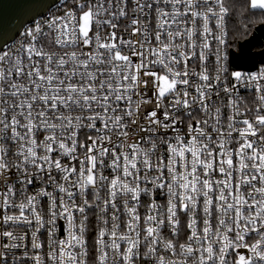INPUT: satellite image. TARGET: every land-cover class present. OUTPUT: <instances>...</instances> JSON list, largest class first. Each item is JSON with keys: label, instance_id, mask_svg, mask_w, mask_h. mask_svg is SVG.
I'll return each instance as SVG.
<instances>
[{"label": "snow or ice", "instance_id": "snow-or-ice-1", "mask_svg": "<svg viewBox=\"0 0 264 264\" xmlns=\"http://www.w3.org/2000/svg\"><path fill=\"white\" fill-rule=\"evenodd\" d=\"M132 4L129 17V0H72L63 15L48 21V32L37 25L16 49H0V176L15 168L21 185L37 177L55 185L53 192L41 187L24 195L19 204L9 185L0 193L3 223L34 226L33 250L44 247L40 236L47 225L52 264H87V212L93 208L103 224L94 242L97 264H137L142 257H154L156 264H264V69L247 77L232 73L255 89V110L241 111L236 86L221 80L226 69L208 70L209 41L225 44L224 0ZM250 7L264 10V0H250ZM150 13L157 20L154 37L141 19ZM121 18L130 19L124 32L134 39L120 34ZM212 19L221 35L210 27ZM216 56L218 64L225 58L219 47ZM225 96L227 104L213 99ZM185 118L187 139L177 130ZM234 132L238 147H230ZM159 145L167 149L157 155ZM105 167L116 173L110 180ZM217 172L222 178L213 179ZM102 187L108 194L103 206ZM158 192L166 207L156 202ZM142 195L151 200L143 217ZM118 197L127 216L123 230ZM11 208L19 215L7 214ZM180 213L188 217L190 234L177 246L161 230L177 235ZM57 220L67 224L62 238ZM0 236L10 241L0 252L7 264L6 250L20 247L16 241L25 237L13 231ZM158 245L172 258L158 255ZM32 259L44 264L39 252Z\"/></svg>", "mask_w": 264, "mask_h": 264}, {"label": "built area", "instance_id": "built-area-1", "mask_svg": "<svg viewBox=\"0 0 264 264\" xmlns=\"http://www.w3.org/2000/svg\"><path fill=\"white\" fill-rule=\"evenodd\" d=\"M71 3H72V0H58L55 4L50 6L45 13H43L42 15H38L32 20L24 23V25L19 30L18 34L14 38H12L10 41L5 43L1 49L3 50H8L10 48L16 49L17 47H19L21 43L26 41L27 37L25 36V33L30 31L37 25H40L41 27L44 28L45 32H48V29L46 27L48 21L52 19L53 17L63 15L64 11L66 10V7L71 6ZM132 7H133L132 0H129V7H128L129 17L133 16ZM227 16L225 17V21H224V25L222 29L225 44L218 45L216 40L209 41L210 49L208 50V70L210 73L214 75L215 69L217 67L222 66L223 69H226V71L222 72L221 74V80L226 82L230 88L233 85L236 86V88L233 91V96L234 98L238 100L241 111H243L245 107L251 108L254 111L256 104H257V100L255 98V89L249 86L247 80H242L240 82H237L235 78L232 76V73L239 72L241 73L242 77H247L251 74L258 73L261 69H264V63H258L257 67L253 70L232 69L230 67L229 58H230V53L232 51V47L229 43V37H228ZM141 19L144 23L148 24L153 29V37H154L155 25L157 23L155 14L150 13L147 20H145L144 17H141ZM118 23L120 24V29H119L120 34H123L125 38L134 39V37H129L128 34L124 32V27L126 24L130 23V19L121 18L118 21ZM210 27L213 29L214 34L221 35V30L216 28L215 19H212L210 21ZM177 42L179 43L180 41H177ZM45 43L47 44V37H45ZM262 46L264 47V43ZM217 47L220 48L221 57H225L219 62V64L217 63V56H216ZM49 50L59 51V49L56 48L54 45H49ZM197 70L199 71V68H197ZM191 91H194V90H191ZM213 99L217 101L218 105L227 104L226 96L223 98V100L217 97H213ZM223 111L227 112V109H223ZM198 118H202V114H200V117ZM188 123L189 121L185 118L182 124L177 125V130L179 134L185 137V139H187ZM192 123L194 124L195 121H192ZM222 123L224 124L226 128L227 121L224 120L222 121ZM98 126H99V122H98ZM84 131L88 132L89 134H92L89 130H84ZM167 135L169 137L174 138L176 133L169 130ZM233 137H234V141L230 145V147H238V144L235 143V140L239 139L238 133L234 132ZM81 139H83V135L81 136ZM8 146L10 150L9 161L14 162V157L11 156V152H14L15 148L13 145H11V142H9ZM142 146L145 148L150 147V145L144 144L143 142H142ZM166 149H167L166 145H159L157 155L162 154L163 152L166 151ZM63 162H67V158H64L62 160V163ZM106 162L110 163V159L106 158ZM102 171L105 176L109 177V180L113 178L114 175H116V173H114L113 170L108 167H105ZM54 175L59 176L58 173H54ZM19 176H20V173L16 172L15 168H12L10 172H6L4 176H0V193L6 191L9 185L13 186L14 190L16 191V195L14 197L16 204H19L23 200L24 195L34 194L41 187H46L47 191L49 192H53V189L55 187V185L48 186V185L42 184L39 177L33 180V184L24 186L18 182L17 177ZM220 178L222 177L219 175L218 172L213 175V179H220ZM55 195L59 196L60 194L57 192L55 193ZM100 196L102 199L99 203H101V206H103L102 200L107 198L108 196L106 187H102L100 189ZM117 199L121 205V212H120L121 224H122L121 230H123V221L127 219V216L124 214V210L122 208V197H118ZM155 199L158 204L164 205L166 207L167 198L163 192H158V195L155 197ZM200 199H201V204H202L203 197H201ZM77 202L78 203L80 202L79 198L77 199ZM150 202L151 200L149 197L142 195L141 207L139 208V211L142 217L146 214L147 204ZM39 207L42 210V215H44L45 220H47V197L40 198ZM5 211L6 210L3 207H0V233L4 231H13L14 234H16L17 236L25 237L23 240L16 241L17 243L21 245L20 247L6 250L7 251V264H35V261L34 259H32V257L37 252L41 253L44 264H52V261L49 260L47 257V252L49 251L48 241H47V225L45 226V228L41 229V233H43V235L40 236V240L41 242L44 243V247L39 250H33L31 248V232L34 231V226L30 227L25 224H12L11 222H9L8 224H4L2 217ZM111 211L112 209L111 207H109V211L106 214V217L109 219V226L111 223ZM7 214L19 215V209L18 208L7 209ZM26 214L28 213L26 212ZM87 214L89 217L88 229H87V236H88V241H89V247H88L89 256L87 258V264H97L96 255L98 254H94V242H95L96 233L99 231V228L103 226V224L101 220L97 219V217L100 215L99 209H96V208L90 209L88 210ZM201 215L202 214L197 215L198 226H202ZM179 216H180V225H179L177 235L173 236L171 233V230L167 227L161 230V236L165 240H169V239L173 240L174 243L177 244V246L181 243H184L187 239V236L190 234V230L187 228L188 217L184 215L183 213H180ZM66 227H67V224L65 220H57V232H56L57 238H62L63 235H66V232H65ZM105 239L107 240L108 237H105ZM9 242L10 241L7 237L0 236V252L5 251V249L3 248V245ZM157 247H158V255H164L166 258H172L171 254L169 252H166L162 245H158ZM141 250H142V253L143 251L146 250L144 249L143 244L141 245ZM25 252L28 253L27 256H25ZM175 259H182V258L177 256L175 257ZM0 264H3L2 260H0ZM137 264H156V260L154 257H150V258L142 257L137 262Z\"/></svg>", "mask_w": 264, "mask_h": 264}, {"label": "water", "instance_id": "water-1", "mask_svg": "<svg viewBox=\"0 0 264 264\" xmlns=\"http://www.w3.org/2000/svg\"><path fill=\"white\" fill-rule=\"evenodd\" d=\"M58 0H0V49L14 38L24 23L42 15ZM257 42L264 43V23L256 25L251 34L239 41L230 53L232 69L253 70L261 60V53L254 51Z\"/></svg>", "mask_w": 264, "mask_h": 264}, {"label": "trees", "instance_id": "trees-1", "mask_svg": "<svg viewBox=\"0 0 264 264\" xmlns=\"http://www.w3.org/2000/svg\"><path fill=\"white\" fill-rule=\"evenodd\" d=\"M224 4L228 8L229 43L236 50L239 41L248 37L256 25L264 23V12L251 8L249 0H224Z\"/></svg>", "mask_w": 264, "mask_h": 264}, {"label": "rangeland", "instance_id": "rangeland-1", "mask_svg": "<svg viewBox=\"0 0 264 264\" xmlns=\"http://www.w3.org/2000/svg\"><path fill=\"white\" fill-rule=\"evenodd\" d=\"M249 4H250V0H249ZM256 10H261L264 12V10H262V9H256ZM254 48H255L254 51L259 52L261 54L264 50V47L262 46V44L260 42H257V46ZM260 58H261V60H264V54H262Z\"/></svg>", "mask_w": 264, "mask_h": 264}]
</instances>
